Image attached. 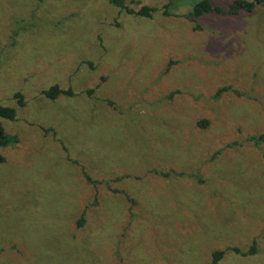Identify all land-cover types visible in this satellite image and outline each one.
Returning a JSON list of instances; mask_svg holds the SVG:
<instances>
[{
  "label": "rangeland",
  "instance_id": "obj_1",
  "mask_svg": "<svg viewBox=\"0 0 264 264\" xmlns=\"http://www.w3.org/2000/svg\"><path fill=\"white\" fill-rule=\"evenodd\" d=\"M126 1L0 0V264H264V6Z\"/></svg>",
  "mask_w": 264,
  "mask_h": 264
},
{
  "label": "trees",
  "instance_id": "obj_2",
  "mask_svg": "<svg viewBox=\"0 0 264 264\" xmlns=\"http://www.w3.org/2000/svg\"><path fill=\"white\" fill-rule=\"evenodd\" d=\"M43 1V0H40ZM110 2L117 8H119L122 12L128 15H135L142 18H152L153 14H155L158 9L154 7L143 6L138 10H135L130 7L126 0H110ZM135 3V2H134ZM173 0H168L167 4L162 9V14L164 16L170 15V8L172 7ZM264 6V0H234L233 2L229 3L226 7H221L218 5H214L212 0H202L195 4L191 10L190 16L192 22H196L199 18L203 17L206 14H217L222 16H237L242 12L245 13H253L258 7ZM195 30H199L200 26H196ZM94 90H90L89 93L93 94ZM227 92H232L236 95H240L239 92L233 90L230 86L220 88L215 96V99L218 100L221 96ZM43 94L50 100H56L61 95L73 96L74 92L72 89H63L59 85L52 86L49 90L43 92ZM19 105L21 107L25 106L24 97L18 93L15 95ZM109 106H113V102L108 100L105 101ZM17 117L16 109L12 107H7L0 105V148H5L10 145L12 142L17 140L10 136L3 125V120L14 121ZM206 122H199V127L202 129L207 128ZM46 133H56L54 130H45ZM58 139V138H57ZM251 143H255L257 145L264 143V133L258 136H252L248 139ZM222 151H218L214 156L213 159L215 160ZM5 161V157L0 154V162L3 163ZM87 180L91 181V179L86 176ZM118 193V192H117ZM97 201V199H96ZM82 222H79L80 226H83L85 221L86 212L82 214ZM233 251L237 255H241L243 257L254 256L258 253V247L256 241L251 245L250 249L247 252H242L239 248L236 247H229L226 250H217L212 255V260L210 264H220L226 256L227 252Z\"/></svg>",
  "mask_w": 264,
  "mask_h": 264
}]
</instances>
